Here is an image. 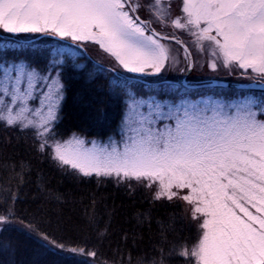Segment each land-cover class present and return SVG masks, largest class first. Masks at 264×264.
Returning <instances> with one entry per match:
<instances>
[{"label": "snow or ice", "instance_id": "snow-or-ice-1", "mask_svg": "<svg viewBox=\"0 0 264 264\" xmlns=\"http://www.w3.org/2000/svg\"><path fill=\"white\" fill-rule=\"evenodd\" d=\"M0 30L10 34L0 37V128L29 137L64 175L135 182L181 207L196 225L168 249L181 264H264V0H0ZM29 33L39 44L19 36ZM221 69L245 79L230 87ZM74 76L120 106L118 139L61 129ZM26 170L30 161L11 166L18 188ZM19 198L0 187V236L20 225L31 264H145L131 255L136 232L114 229L94 198L76 201L40 172L36 214L18 215ZM136 222L151 227L147 214ZM104 244L111 260L99 258ZM0 252V264H15L11 240ZM159 252L150 264H165Z\"/></svg>", "mask_w": 264, "mask_h": 264}, {"label": "trees", "instance_id": "trees-1", "mask_svg": "<svg viewBox=\"0 0 264 264\" xmlns=\"http://www.w3.org/2000/svg\"><path fill=\"white\" fill-rule=\"evenodd\" d=\"M69 84L61 114V129H66L69 134L75 131L86 138L104 139L112 134L117 128L120 116V106L116 101L98 92L96 84L85 83L82 77H73ZM31 143L29 137L21 135L17 130L0 128V187H10L18 192L20 198L15 204L18 215L36 214L41 202L34 199L35 179L36 173L40 172L51 180L54 188L69 193L76 201L83 198V204L88 205L94 198L98 213L105 215V218L110 213L113 228L117 231L126 229L131 233L134 230L137 242L130 246L134 260L136 257H142L145 264H150L155 257L153 255L157 254L155 251L161 247L165 249L167 242L175 241L177 238L191 241L190 236L187 237L189 232L185 230L182 232L180 223L171 215V208L163 204L150 203L141 188L130 190L127 187L115 186L107 179L97 181L94 178H85L81 181L64 175L49 161L38 157L32 151ZM21 160L30 161L32 170L30 174L26 170L25 182L18 188L11 166L14 163L18 165ZM0 204H3L2 200ZM80 208L82 211V205ZM43 210L41 208V211ZM137 214H147L151 219V227L147 222L143 226H137ZM183 228L186 229L184 226ZM89 235L90 233L85 231L77 233L73 239L83 241ZM5 237L14 245L11 259L15 264H31L36 255L22 227L15 225L14 229L4 233L0 239ZM124 251L127 256L129 248H125ZM112 257V250L107 244L100 247L101 260H111ZM5 258L0 252V260Z\"/></svg>", "mask_w": 264, "mask_h": 264}, {"label": "rangeland", "instance_id": "rangeland-1", "mask_svg": "<svg viewBox=\"0 0 264 264\" xmlns=\"http://www.w3.org/2000/svg\"><path fill=\"white\" fill-rule=\"evenodd\" d=\"M5 35H10V34H5L2 32V30H0V37L2 36H5ZM19 36L21 38H31L33 39V42L36 43V44H39L40 40L42 39L39 34H19ZM184 39H187V37H183ZM92 55L94 57H97L98 58V54H97V51L96 50H92ZM180 55L182 56L183 53H182V50L180 51ZM91 62H89L90 64ZM206 75V72H193L191 73L189 76H187V79L189 80H192L196 77H204ZM216 77H217V80L223 84H226V85H229L230 87H235V82L238 81V80H244L245 78L244 77H241L238 75L237 72H233L232 75H228L226 70H223L221 69L217 74H215ZM168 76L169 77H177V76H181L180 73H175V72H170L168 73ZM74 77H78V76H74ZM113 100V99H112ZM119 119H120V116H119ZM118 123H119V120H118ZM115 133L112 134L111 136H115L117 139L119 138L118 136V129L116 128V130L114 131ZM82 136V135H81ZM84 137V136H83ZM85 138V137H84ZM108 138V137H107ZM107 138H104V139H101V138H85L87 141H91L93 139L97 140L98 142H104L107 140ZM110 180V179H108ZM114 183V185H118L115 180H110ZM118 186H122V187H128V185L126 184H121V185H118ZM141 188L140 190L143 191V193L145 194V197L147 200H149L150 203H155V204H163L165 205L167 208H171L172 210V213L171 215L175 218V220L180 223V229L181 231L183 232V230L189 232L187 233V237L190 236V239L192 240L195 235H196V225L194 224V222H191L190 220L188 219H185L184 218V215H183V210L181 207H177L175 205H172V204H169L167 202H158V201H153L152 200V197H151V193L149 192L148 189L144 188L143 186H138L135 184V182H133V187L129 188L130 190H133V189H139ZM186 227V229L183 228ZM183 242H186L180 238H177L175 239V241H170V242H167L166 246H165V249H164V252H165V264H181L180 260L174 258V257H169L167 255V252H168V249L169 247L171 246L172 243H183ZM155 253H157L156 255H153V257L155 256V258L157 260H159L160 258V252H159V249H157V251H155Z\"/></svg>", "mask_w": 264, "mask_h": 264}]
</instances>
